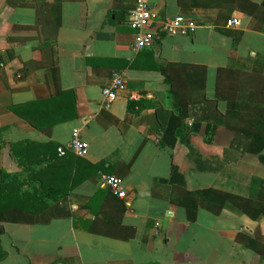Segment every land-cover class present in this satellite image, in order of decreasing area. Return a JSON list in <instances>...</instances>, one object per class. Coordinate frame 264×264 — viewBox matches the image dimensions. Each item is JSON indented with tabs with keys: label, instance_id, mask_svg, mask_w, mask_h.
Returning a JSON list of instances; mask_svg holds the SVG:
<instances>
[{
	"label": "crops",
	"instance_id": "0c3cea01",
	"mask_svg": "<svg viewBox=\"0 0 264 264\" xmlns=\"http://www.w3.org/2000/svg\"><path fill=\"white\" fill-rule=\"evenodd\" d=\"M144 1L160 21L198 28L137 52L136 0H0V181L13 180L0 206L39 215L0 223V264H264L245 242L264 244L262 216L226 203L190 221L174 203L215 186L224 168L264 180L247 139L225 127L228 110L264 109V0ZM113 75L126 90L105 108ZM74 129L86 157H59ZM173 165L181 188L161 182ZM100 173L118 177L126 198ZM35 191L43 197L18 202Z\"/></svg>",
	"mask_w": 264,
	"mask_h": 264
},
{
	"label": "trees",
	"instance_id": "16d2710c",
	"mask_svg": "<svg viewBox=\"0 0 264 264\" xmlns=\"http://www.w3.org/2000/svg\"><path fill=\"white\" fill-rule=\"evenodd\" d=\"M55 7L58 8V5H55ZM242 10L245 11L244 7ZM56 15L57 14H55V16ZM161 71L164 72V70ZM134 106L135 104H130L128 111L138 115L139 112L134 110ZM245 110L244 112L236 109L228 110L225 114L227 121L225 127L244 136L248 141L245 152L257 155L259 160L264 163V155L262 154L264 150V109ZM219 175V179L215 186L195 192L183 191L177 195L174 203L185 210L188 220H195L196 212L199 207L204 208L213 215H218L226 203L232 204L252 220H256L260 216L264 218V180L253 178L228 168H224ZM3 176H5V174ZM161 182L162 184L181 188L184 179L177 167L173 165L170 178ZM8 183L12 184L13 180L10 176L6 175L5 178L3 177L0 181V202L5 201L1 198H3L4 194L8 191ZM13 193H15L14 190L9 189V195ZM42 195V192L39 195L37 191L31 195L20 193L18 202L25 204L24 202L29 200V197L38 200L43 197ZM47 195H49V193L45 196ZM7 202L9 201H6V203ZM37 216L39 215L29 213V211L27 212L21 207L8 206L1 208L0 206V223L33 224ZM245 242L249 248L257 252L264 259V244L250 238H246ZM1 258L2 253L0 252V259Z\"/></svg>",
	"mask_w": 264,
	"mask_h": 264
},
{
	"label": "built area",
	"instance_id": "2783aa9c",
	"mask_svg": "<svg viewBox=\"0 0 264 264\" xmlns=\"http://www.w3.org/2000/svg\"><path fill=\"white\" fill-rule=\"evenodd\" d=\"M237 22L229 20L227 26L233 28ZM134 33L133 50L140 52L150 49L155 41L162 36L184 37L189 36L198 28V25L182 16L168 21H160L153 9L144 0H136L130 12L128 23ZM126 90V82L121 75H113L108 85L101 90L104 107L108 108L120 92ZM72 154L77 158H84L88 153V145L82 140L80 131L74 129L65 146L57 149L59 157ZM100 185L106 188L112 196L123 200L126 198V188L122 181L112 174H99Z\"/></svg>",
	"mask_w": 264,
	"mask_h": 264
},
{
	"label": "water",
	"instance_id": "95a60500",
	"mask_svg": "<svg viewBox=\"0 0 264 264\" xmlns=\"http://www.w3.org/2000/svg\"><path fill=\"white\" fill-rule=\"evenodd\" d=\"M3 234V227L0 225V235Z\"/></svg>",
	"mask_w": 264,
	"mask_h": 264
}]
</instances>
